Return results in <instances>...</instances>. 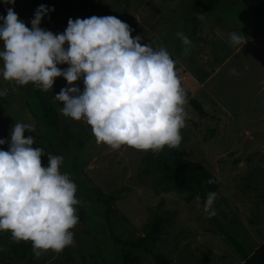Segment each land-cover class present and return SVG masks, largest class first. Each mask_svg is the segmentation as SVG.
<instances>
[{"label":"rangeland","instance_id":"obj_1","mask_svg":"<svg viewBox=\"0 0 264 264\" xmlns=\"http://www.w3.org/2000/svg\"><path fill=\"white\" fill-rule=\"evenodd\" d=\"M80 2L88 3V7L77 14ZM195 2L15 0L13 6L0 0V16H6V9L13 8L29 28L38 6L54 7L55 11L41 23L42 29L53 34L64 32L69 19L115 16L129 25L133 38L142 37V45L163 47L173 55L183 45L176 34L183 32L190 38L194 33L187 51L185 47L174 55L176 69L186 93L200 102L210 117L200 116L187 97V118L178 147L187 159L201 163L220 181L214 202L216 215L209 218L203 212V204L199 202L197 207L196 199L189 203L185 194L167 192L157 184L158 172L154 167L147 171L142 163L145 152L127 146L112 150L105 144H97L92 133L83 150L71 145V156L63 160L60 168L69 174L72 158L81 164L80 178L74 182L79 201L75 208L85 209L89 219L79 220L72 229L74 245L59 254L48 251L38 259L32 256L17 260L8 253L10 233L0 232V264H8L7 258L9 264H74L79 252L85 264H122L118 254L125 246L112 242L110 235L121 242L136 240L144 237L147 227L159 218L165 220V225L153 251L170 264H241V256L226 236L237 239L248 253L263 241L264 0H221L216 13L197 7ZM200 15L202 20L198 19ZM240 31L246 43L234 48L230 34ZM58 67L66 70L68 65ZM232 69L238 75L231 74ZM74 86L83 90V81ZM65 87H68L67 81L56 78L53 88L45 92V98L71 131L83 136L91 127L83 120L63 116L62 102L54 99ZM0 91L5 92L0 97V139L10 141V128L15 122L34 125L33 147L43 149L42 166H47V154H54L45 139V131L33 116L39 111V105L31 86L5 81L0 75ZM26 133L29 132L26 130ZM0 149L7 151L8 145H0ZM92 189L104 194L120 190L125 194L112 207L110 235L102 215L91 208H97L95 203L86 199ZM125 264L157 263L152 256L135 252Z\"/></svg>","mask_w":264,"mask_h":264},{"label":"clouds","instance_id":"obj_2","mask_svg":"<svg viewBox=\"0 0 264 264\" xmlns=\"http://www.w3.org/2000/svg\"><path fill=\"white\" fill-rule=\"evenodd\" d=\"M15 5V0H4ZM55 9L40 5L26 26L13 8L0 16V75L17 85L35 83L43 91L63 77L68 87L54 95L62 102L63 116L83 120L91 127L97 144L112 150L124 146L157 153L181 143L187 96L176 63L163 48L142 45L129 25L115 16L69 19L64 32L53 34L41 28L42 20ZM203 19V16H198ZM177 37L189 46L183 32ZM245 35L230 34L232 47L245 45ZM187 51V47L185 48ZM68 65L61 70L58 65ZM231 74L238 75L236 69ZM83 81V90L74 86ZM5 92L0 91V97ZM34 125L15 122L10 141L0 139V232L14 243L31 242L34 257L44 252L59 254L74 245L72 229L79 222L75 206L77 186L61 172L63 156L47 154L42 166V148H34ZM216 181L209 179L208 183ZM215 192L207 193L203 212L216 215ZM200 207V197H196ZM2 250V249H0Z\"/></svg>","mask_w":264,"mask_h":264},{"label":"trees","instance_id":"obj_3","mask_svg":"<svg viewBox=\"0 0 264 264\" xmlns=\"http://www.w3.org/2000/svg\"><path fill=\"white\" fill-rule=\"evenodd\" d=\"M221 0H196V6L202 7L204 10L216 13L219 9ZM79 9H77V14L82 13L87 7L88 3L80 2ZM194 33L190 38V41L194 37ZM185 47L182 45L177 49L175 54H179ZM174 54V55H175ZM173 54H170L172 59L176 63V68L178 63ZM31 86V91L33 97L38 103L39 111L33 113V116L37 120V123L45 131V139L48 142V146L54 155L63 156V160L67 156H71V145H75L77 148L83 150L86 143L92 136L91 131H86L85 134L76 135L74 134L70 127L64 122L62 117L59 115L56 108L50 103V101L45 98V92L41 90L35 83H29ZM189 98V104L191 107L202 117L208 118L210 115L205 111L204 106L198 102L196 99L192 98L189 93H186ZM28 109L32 111L29 103H27ZM25 138L33 135V133L24 134ZM35 139V136H34ZM142 163L144 168L148 171L150 167H154L158 172L157 184L160 185L165 191H175L178 193L185 194V200L187 202H192L197 196L200 197V203L204 204L207 198V193L215 192L217 193L220 188L219 179L204 165L201 163L187 159L179 147L169 148L165 146L162 150L157 153L151 151L145 152ZM71 168H69L70 179L75 182L80 178L81 164L79 161L72 158ZM214 179L216 182L209 184L208 180ZM128 191H126L127 194ZM125 194L122 191L117 190L113 193L104 194L98 189H92L86 199H91L95 203L96 207H91L94 212L97 211L98 215H102L103 222L106 225L109 235L110 230V219L112 216V207L117 200L122 198ZM85 199V200H86ZM84 204V203H83ZM86 208V206L84 205ZM89 207V206H87ZM76 214L79 220L87 219V214L85 209H76ZM89 219V218H88ZM165 225V220L163 218L156 219L152 224L147 227L144 237H139L136 240H130L127 242L117 241L114 238L110 240L125 246L118 254V260L120 263L125 264L130 255L135 252H142L148 254L154 258L157 264H170L169 261L165 260L161 255L156 254L153 251L154 243L158 240L159 236L163 232V227ZM105 227H103L104 230ZM227 241L234 248L235 252L238 253L242 258L241 264H264V239L257 246L255 250L248 253L246 248L235 238L226 236ZM7 246L8 253L17 260H25L33 255L31 242H20L14 243L11 240V235L7 236ZM69 247H67L68 249ZM66 249V248H65ZM70 250H68L69 252ZM79 252V251H78ZM78 258L74 259V264H85L84 256L79 252ZM6 263H10V259L5 260ZM115 262V259H114Z\"/></svg>","mask_w":264,"mask_h":264},{"label":"crops","instance_id":"obj_4","mask_svg":"<svg viewBox=\"0 0 264 264\" xmlns=\"http://www.w3.org/2000/svg\"><path fill=\"white\" fill-rule=\"evenodd\" d=\"M6 91H8L7 89H5Z\"/></svg>","mask_w":264,"mask_h":264}]
</instances>
